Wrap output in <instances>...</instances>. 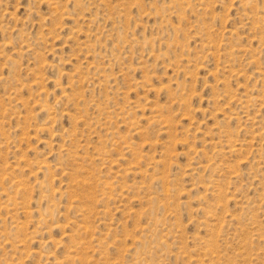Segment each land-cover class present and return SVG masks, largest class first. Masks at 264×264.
Listing matches in <instances>:
<instances>
[{
  "label": "rangeland",
  "instance_id": "obj_1",
  "mask_svg": "<svg viewBox=\"0 0 264 264\" xmlns=\"http://www.w3.org/2000/svg\"><path fill=\"white\" fill-rule=\"evenodd\" d=\"M0 264H264V0H0Z\"/></svg>",
  "mask_w": 264,
  "mask_h": 264
}]
</instances>
